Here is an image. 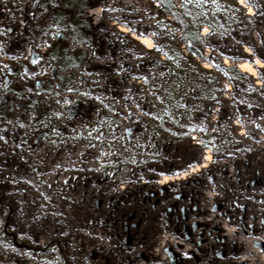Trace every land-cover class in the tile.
Here are the masks:
<instances>
[{
  "label": "rangeland",
  "instance_id": "374dc122",
  "mask_svg": "<svg viewBox=\"0 0 264 264\" xmlns=\"http://www.w3.org/2000/svg\"><path fill=\"white\" fill-rule=\"evenodd\" d=\"M60 1L0 0V264L193 263L202 253L196 247L186 256L163 245L165 262L137 252L151 253L153 239L165 232L185 241L203 230L213 241L205 256L225 260L233 242L224 245L225 228L200 222L209 215L195 214L207 202L196 193L210 190L212 212L232 211L229 225L248 219L247 199L236 195L231 177L212 188L214 174L232 173L222 161L256 165L263 151L264 89L258 75L237 64L247 60L264 73V0L248 2L251 14L238 0H85L75 12L86 20L84 43L76 41L67 16H54ZM196 5L201 19L211 21L213 9L221 8L232 22L229 30L207 35L208 24L198 25L203 58L197 59L201 69L192 70L205 91L192 96L189 84L178 86L165 71L163 55L118 26L146 31L159 48L175 50L183 46L181 20ZM58 42L68 51L82 49L81 62L62 70L48 55ZM205 150L212 161L193 172ZM244 166L238 161L231 169ZM255 167L254 175H233L242 190L264 185V163ZM182 171L184 179L158 182L162 173Z\"/></svg>",
  "mask_w": 264,
  "mask_h": 264
},
{
  "label": "bare ground",
  "instance_id": "6f19581e",
  "mask_svg": "<svg viewBox=\"0 0 264 264\" xmlns=\"http://www.w3.org/2000/svg\"><path fill=\"white\" fill-rule=\"evenodd\" d=\"M249 8L252 9L251 6H247V13L251 14V12H249ZM253 10V9H252ZM126 27H124L123 25H119L118 29L120 31L125 32ZM206 29V28H204ZM204 32V30H203ZM149 39L151 40V38L146 35V37H137V39L139 40V42L141 44H143L141 41L143 39ZM145 45V44H143ZM147 47V45H145ZM148 48V47H147ZM246 53H249V49L246 48L245 49ZM260 61V63H256V61ZM224 63H227L228 59L226 57L223 58ZM253 64H255L258 67H261L263 65L262 61L258 58H254ZM238 68L243 71L246 72L247 74L251 75V76H255L253 74V71L255 70L254 66L252 65V63L250 61L247 60H243L238 62L237 64ZM262 137L259 136V139H261ZM262 147V146H261ZM263 151H261L260 156L257 157L255 163L256 165H263L264 163V146H263ZM211 155L210 152L208 150H205V153L203 155V157ZM240 162V163H245V166L243 169H238L235 168L234 170L231 169V165H233V163L236 162ZM207 162L205 159H203V162L199 165L196 166V169L192 171L193 172H197V171H202L204 169V167H206ZM226 165H230L229 168V172L232 171V173H229L228 175H226V173H224V170H222V177L219 176L218 174H214L215 177V182H213V188L212 189H219L218 185L223 183L222 180H228L229 177H231V184L232 186L235 187L237 193L236 195H238L241 198H246L247 199V211L245 212V216L248 217L247 220H245L242 224H237V225H229L230 221V217L229 219L226 218V216H231L233 217V212L232 211H226L225 208H222L219 211H211V208L209 207V203L208 201L210 200L209 198L213 197V195H209L208 193L210 192V190L204 191V190H198L196 193V196L203 195L205 197V202L204 204L198 205L195 214H199V216H201L202 214H208L209 217L207 218H203L201 219L200 222H202L204 225H208L209 223H214L215 227H223L227 230L226 232V238L227 241L225 240V243L228 242H233V247L226 249L225 251H227V258L225 260H222L221 262H216V259L213 257L212 254L205 256V248L209 245H213V241L209 238L211 236V233H209L207 230H203V233L201 232V234L199 235L198 238H195L196 235L192 236V234H190L189 237H187L184 240H179L176 238H173V235L171 233H163L161 235H159L158 237H155L152 241V243L156 246L153 248V251L150 253L147 250H141L139 249L137 254L142 255V257H148V260H151L153 262H160L166 261V256L164 255L165 252L163 251V245H171V246H177L180 247V252L184 253H188L189 255H191L193 249H198L200 250L202 253L198 256H195L197 259H199L198 262H193V263H188V262H182L179 260L178 264H264V250L262 248H260L261 245V241L264 240V233L260 234V231H262V229H264V185H260V186H256V187H249L247 189V191H244L241 189V186L243 184H241L240 182H237L235 178H233V175L237 174L240 176H248V174H255L259 168L255 167L256 165H254L253 163L249 162V161H244L242 158L236 159V160H224L220 163V166H226ZM226 168V167H225ZM228 169V168H227ZM184 172L182 171L180 174H163L161 177V180H159L158 182L160 184H165L168 183L174 179H184L186 177H184ZM119 188H124V185L121 184L119 186ZM220 192V191H218ZM215 194V193H213ZM261 200V201H260ZM233 203L236 202V200L233 198L232 201ZM251 216V217H250ZM189 220L191 221H199V219L194 218L192 215L189 214L188 216ZM263 225V226H261ZM210 226V225H209ZM262 227V228H261ZM246 228L248 229V231L246 230ZM255 232V234H259V238L250 236L251 232ZM207 232L209 234V236L207 235ZM174 233H178V231H176V228L173 230V234ZM98 240L101 241L102 237L97 235ZM196 247V248H195ZM123 258H127V259H131V261L134 263L136 262V258L135 256H133V258H131L129 255L124 254ZM135 264H150V262L145 263V262H136Z\"/></svg>",
  "mask_w": 264,
  "mask_h": 264
},
{
  "label": "trees",
  "instance_id": "16d2710c",
  "mask_svg": "<svg viewBox=\"0 0 264 264\" xmlns=\"http://www.w3.org/2000/svg\"><path fill=\"white\" fill-rule=\"evenodd\" d=\"M159 1L162 2V0ZM84 2L85 0H61V10H59V12L62 13L59 15L60 13L57 12L54 15L55 17H58V20L61 19L63 15L68 17L69 21L72 22L73 26L75 27L74 35L78 43L89 41V35H85L83 29L86 20L78 19L77 13L75 14V12ZM162 8L165 9L164 3H162ZM196 10L197 5L190 7V9L186 10L184 16L187 21L184 22V20H181L182 26L179 29V41L183 44V46L179 47L177 45L175 46V50L174 48L170 50L169 48L171 46H168L167 49L161 46L160 49H162V51L157 50L158 54L163 55L164 57V62L162 63L165 71L167 73H171V75L175 77V81L178 83V86L184 88L186 84H189L187 91L191 93L192 96L200 95L203 91H205L204 85L200 82V80L193 76L194 73L192 70V67L201 69L200 63L197 61V59L203 58V37L199 34L198 25L200 24L201 20H203L204 23L208 24L209 32L215 33V28L217 27L222 28L223 30H229L230 23L232 22L230 14L225 12L224 9L214 8L210 13L212 15V20L209 22V16L208 19H201L202 14L196 12ZM249 18H253V16H250ZM83 53L84 51L82 49L68 51L65 45H61L58 42V44L49 50L48 55L51 59L57 58L60 68L63 70L71 67V65H78L81 62L80 60ZM229 67L236 72H240L234 65ZM186 77H188L187 80ZM56 79L57 82L60 83L62 76L57 74Z\"/></svg>",
  "mask_w": 264,
  "mask_h": 264
},
{
  "label": "snow or ice",
  "instance_id": "6c2138e0",
  "mask_svg": "<svg viewBox=\"0 0 264 264\" xmlns=\"http://www.w3.org/2000/svg\"><path fill=\"white\" fill-rule=\"evenodd\" d=\"M185 2L188 3V2H190V0H185ZM212 2L215 3L216 0H212ZM238 2L241 5L247 6V4H248V2H250V0H238ZM157 3H159V0H157ZM251 11H252V9L249 8V12H251ZM125 30L126 31H131L137 37H146V35H147L146 31L145 32H140L139 29H137V28L126 27ZM204 32H205V35H207L209 33V29H207V28L204 29ZM155 35H157V33H153V36H155ZM141 42L143 44L147 45V47L149 48V50H160V51H162V49L159 48V43L157 41H153V40H149V39H146L145 38ZM32 63L33 64H36L37 63V60H32ZM256 63H260V61L258 60V61H256ZM5 67H7V65H5ZM252 71H253V74L254 75H258L259 81L261 82V88L264 89V73H256L254 70H252ZM32 74L34 75V73H32ZM161 75H163V73H161ZM138 78L144 80L145 83H147V81H148V78L146 76L138 77ZM67 90L69 92H76V91H78L77 89L71 88V87H69ZM29 91H31V89H29ZM83 95H89V94L88 93H83ZM158 98L159 97H157V99ZM64 103L65 104H70L71 102L69 100L65 99ZM149 114H151V113H149ZM55 115L59 116L60 113H56ZM21 126L23 127V125H21ZM257 127H259V126L257 125ZM101 138H102L101 135H97V137H96L97 140H100ZM0 139H3V138L0 137ZM192 139L197 140V143L198 144L204 145V141L199 140L196 137H193ZM89 146H91V145H89ZM203 159H205L208 162H211L212 161V156L211 155H208V156L203 157ZM161 175H163V173ZM45 199H47V197H45ZM185 255L187 256L188 253H185Z\"/></svg>",
  "mask_w": 264,
  "mask_h": 264
}]
</instances>
